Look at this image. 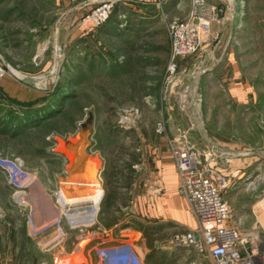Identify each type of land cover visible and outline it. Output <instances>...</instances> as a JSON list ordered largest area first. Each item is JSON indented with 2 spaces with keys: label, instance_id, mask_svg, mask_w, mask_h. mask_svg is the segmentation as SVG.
<instances>
[{
  "label": "rangeland",
  "instance_id": "1",
  "mask_svg": "<svg viewBox=\"0 0 264 264\" xmlns=\"http://www.w3.org/2000/svg\"><path fill=\"white\" fill-rule=\"evenodd\" d=\"M83 1L0 0L3 79L39 95L21 105L0 90V157L18 159L22 171L36 179L17 196L0 172V261L53 264L27 236L31 214L23 203H28L36 183H47L54 200L58 192L67 201L71 198L61 183L67 166L46 165L45 152L52 138L57 142L72 135L76 125L90 117L88 132L80 138L87 144L85 153L90 149L103 159L104 178L108 167L118 166L129 151L143 159V165L134 166L130 192L122 190L121 199L128 196L132 201L113 215L118 222L133 228V212L141 213L161 195L149 190L153 151L167 149L166 139H175L194 148L208 174L226 184L221 195L231 211L227 226L244 240L242 252H264V0H244V17L238 16L242 0H203L214 8L210 38L196 54L178 61L172 79L166 77L164 21L186 20L181 15L188 11V1L182 12L161 17L155 9L140 10L134 0L117 2L127 26L109 33L80 23L81 14L103 0ZM81 27L85 30L77 34ZM47 93L52 98L42 103ZM44 107L56 113L43 116ZM160 123L165 126L162 135L156 133ZM55 151L74 161L70 151ZM93 237L85 240L94 241L91 246L105 239ZM83 243L65 263H89L84 252L91 247ZM95 262L99 264L97 258ZM157 263L210 264L200 254L170 248Z\"/></svg>",
  "mask_w": 264,
  "mask_h": 264
},
{
  "label": "built area",
  "instance_id": "2",
  "mask_svg": "<svg viewBox=\"0 0 264 264\" xmlns=\"http://www.w3.org/2000/svg\"><path fill=\"white\" fill-rule=\"evenodd\" d=\"M125 1L103 0L94 9L83 12L80 23L100 27L109 20L117 2ZM244 3L242 0L241 11L238 14L240 17L245 16ZM164 23L169 39L166 77L172 79L176 75L178 61L196 54L209 40L211 26L215 23L214 8L203 0H192L188 19L180 20L172 17L166 19ZM5 76L6 71L0 67V81ZM139 117L140 115H137V118ZM156 133L159 135L165 133V126L162 123L157 125ZM166 144L177 173V192L186 201L195 222L193 229L174 233L169 239V248L186 249L200 254L206 257L210 264H264V252L252 250L242 252L244 240L236 229L227 226L231 211L221 195L226 184L218 183L208 174L194 148L178 143L175 139H166ZM0 172L4 174L7 183L15 190L17 196L23 195L31 183L30 177L22 171L18 159L0 157ZM102 200L103 196L100 195L94 202L67 201L62 192H58L54 200L56 217L45 225L37 226L33 217L28 215L27 236L32 241H36V246L40 247L38 239L53 234V238L45 246L54 248L70 240V232L76 231L81 234L80 239L83 237L75 244L72 254L76 253L83 248L80 246L81 241L86 245L88 241L85 240L95 236L99 231L96 229L99 224L97 216ZM23 204L25 207L28 206L27 203ZM100 242L93 250L99 264H149L139 255L132 243L106 247L108 240ZM57 261L58 257H55L53 263Z\"/></svg>",
  "mask_w": 264,
  "mask_h": 264
},
{
  "label": "crops",
  "instance_id": "3",
  "mask_svg": "<svg viewBox=\"0 0 264 264\" xmlns=\"http://www.w3.org/2000/svg\"><path fill=\"white\" fill-rule=\"evenodd\" d=\"M91 0H85L83 3H89ZM136 1V5H138L140 10H147V9H155L159 12V15L179 13L182 12L186 1L189 3L188 11L182 13L181 16L187 19L188 14L191 9V2L190 0H134ZM175 1V4L173 5ZM170 2V3H168ZM122 4V3H121ZM124 4V3H123ZM188 6V5H187ZM164 8L167 10H164ZM83 14V13H82ZM81 14V15H82ZM88 27L90 25H87ZM127 21H126V14L122 13L121 8L117 5L113 13L111 14L109 20L101 26L100 30H104L106 33L120 30L126 28ZM144 25H141L142 28ZM92 26H90L91 28ZM85 28V27H84ZM83 27L78 30L77 34H80ZM165 30V40H164V47H165V55H168V46H169V39L167 35L166 28ZM117 32V31H116ZM168 57V56H167ZM0 90L4 96L12 99L14 103L25 105L27 102H32L39 98L37 92L27 89L20 84L12 81L10 78H5L0 83ZM42 96V95H41ZM84 123L77 124L75 132L73 131L72 135L65 136L61 139L58 137L60 141L55 142L54 138H52L51 146L47 147L46 154L44 161L46 165H51L52 163L63 165L64 173L62 175L64 180L62 186H65V194L71 196L68 201H91L94 202L98 196L102 195L103 200L101 203L104 207L105 201L107 200V189L108 186L105 185V179L103 177V173L105 172V164L103 159L98 156V154L92 152L90 149L87 153H85V148L87 146L86 142L81 140H75V137L78 133H80V126ZM87 138V136H86ZM68 140L70 145L67 148L64 145V141ZM58 142L59 145H58ZM62 147L64 151H70L71 155L73 156V162L71 163L68 158L61 152H56L55 148ZM87 149V148H86ZM87 151V150H86ZM138 164H136V168L138 166L143 165V159L141 157L137 158ZM140 163V164H139ZM71 166V167H70ZM143 167V166H142ZM136 168H134L136 170ZM72 170V179L69 175V170ZM152 170L153 173V186H150L149 190L155 189L156 192L161 193L159 197H154L150 201L149 205H146V209L134 211V218H135V225L133 228H127L126 225L124 226L121 222H118V219L113 216H109L110 218H115V223L113 226L109 228H105L102 226L103 218H101L102 214L100 211L98 213V225L97 230H99L97 235H101L105 237L104 240H108L106 243V247L108 246H115L122 243H132L135 250L142 256L144 259L148 253V249L145 244V239L139 230L140 227L143 226H151L154 230L153 238L157 241L155 242V248L158 252L163 251L165 252L169 249V239L170 237L176 232V230L183 231L193 229L195 227V222L193 217L191 216L186 201L180 196L177 192L178 188V178L177 173L174 167L173 160L171 159L167 149H161V147L157 150L153 151V160H152ZM52 173V172H51ZM55 175H57L55 173ZM57 178V186L59 188L60 182L58 179V175L55 176ZM36 181L35 176H31V184H34ZM47 183L46 184H35L33 189L29 191L30 199L28 200V210L32 215L35 223L37 226L45 225L49 223L52 219H54L57 215V210L54 205V199L52 195L49 194L47 190ZM56 186V187H57ZM133 186V185H132ZM71 188V189H69ZM53 194V193H52ZM132 201V198H131ZM104 202V203H103ZM132 204V203H131ZM133 206V205H132ZM119 209L121 210V206L118 204ZM127 207V206H126ZM125 207V208H126ZM137 207V205H136ZM135 212H139V216H136ZM118 214V213H116ZM105 217L107 218V213L105 212ZM104 217V221H105ZM101 218V220H100ZM105 224V222H104ZM122 225V226H121ZM121 229V230H118ZM65 230L66 227H65ZM127 233V234H124ZM78 232L73 231L70 232V240H66L63 245H58L54 248H47L45 245L49 242L51 238H53V234L46 235L38 239V243L40 247H38L42 253H45L50 259L53 261L55 257H58L57 263L53 264H68L65 263V259L70 260L73 256L72 251L75 247L74 241L78 240L81 236ZM88 237V236H87ZM93 237V238H95ZM110 238V239H109ZM91 239V238H88ZM74 240V241H73ZM100 240V241H104ZM98 242V241H97ZM36 245L37 242L33 241ZM87 244L91 247L84 254L89 258V263L87 264H96L94 263L95 253L93 252L94 249L97 247L93 242H87ZM87 245V246H88ZM93 255V259L90 257V253ZM83 256V253L80 254ZM23 260L26 259V256L23 255ZM68 256V257H67ZM79 256V255H77ZM62 261H64L62 263ZM0 264H15L12 261L2 262Z\"/></svg>",
  "mask_w": 264,
  "mask_h": 264
},
{
  "label": "trees",
  "instance_id": "4",
  "mask_svg": "<svg viewBox=\"0 0 264 264\" xmlns=\"http://www.w3.org/2000/svg\"><path fill=\"white\" fill-rule=\"evenodd\" d=\"M62 94H65V93L62 92ZM50 98H52V95L47 93L45 97L40 100L42 103H44V102L49 101ZM61 99H63V97ZM55 100L57 99H53V101ZM41 107L42 106H40L39 109H41ZM45 109L46 110L43 111L44 113L43 116L50 117L52 114L56 113L55 109L53 108L47 107ZM129 152L130 153L126 154V157H124L120 161L118 166L111 165L108 167L109 171L104 178L105 185L108 186L107 197H106L107 200L105 201V204H104V209L106 210L107 218L105 217V221H104V217H103V223L101 224L105 228H109L113 226V224L115 223V218H110L109 216L110 215L113 216L115 213L120 211L118 204L121 207H126L131 201V197H128V196H126L124 199H121L122 194L126 193L127 195V192L128 193L130 192L129 190L132 187L133 182H134V175H135L134 166L138 164L137 158L139 157V155L132 151H129ZM125 158H127L128 160H125ZM122 190H125L124 191L125 193H122ZM100 214L104 215L105 213H102V210H100ZM118 230H121V229H118ZM139 230L141 231L145 239L146 247L149 250L145 257V261L149 264H158L157 260L159 259L160 254H162L163 251L158 252L157 249L155 248V242L157 240L153 238L154 230L152 229L151 226H143L142 228L140 227Z\"/></svg>",
  "mask_w": 264,
  "mask_h": 264
},
{
  "label": "water",
  "instance_id": "5",
  "mask_svg": "<svg viewBox=\"0 0 264 264\" xmlns=\"http://www.w3.org/2000/svg\"><path fill=\"white\" fill-rule=\"evenodd\" d=\"M91 121V117L89 118V119H87L85 122H84V124L83 125H81L80 126V133H78L77 135H76V137H75V140H79V138L81 137V135L84 133H86V132H88V128L90 127V122ZM64 145L66 146V147H64V149L65 148H67V146H69L70 145V142L66 139L65 141H64Z\"/></svg>",
  "mask_w": 264,
  "mask_h": 264
},
{
  "label": "bare ground",
  "instance_id": "6",
  "mask_svg": "<svg viewBox=\"0 0 264 264\" xmlns=\"http://www.w3.org/2000/svg\"><path fill=\"white\" fill-rule=\"evenodd\" d=\"M2 173V172H1Z\"/></svg>",
  "mask_w": 264,
  "mask_h": 264
}]
</instances>
